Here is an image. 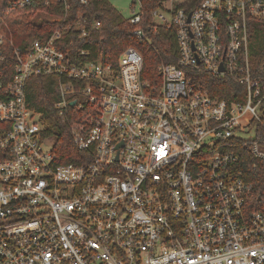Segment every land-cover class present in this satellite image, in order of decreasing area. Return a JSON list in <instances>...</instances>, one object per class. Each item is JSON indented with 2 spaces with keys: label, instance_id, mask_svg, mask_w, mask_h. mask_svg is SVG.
<instances>
[{
  "label": "built area",
  "instance_id": "2783aa9c",
  "mask_svg": "<svg viewBox=\"0 0 264 264\" xmlns=\"http://www.w3.org/2000/svg\"><path fill=\"white\" fill-rule=\"evenodd\" d=\"M59 1L67 16L71 3ZM42 5L51 0L12 3ZM131 8L143 37L140 0ZM67 17L15 47L12 67L0 48V122L12 123L0 134V264H264V194L240 145L264 162V85L251 56L264 0H159L152 24L174 31L177 59L158 66V85L134 47L117 62L90 59L80 42L100 23ZM200 73L242 89L219 97ZM37 76L58 78L76 160L60 161L28 102Z\"/></svg>",
  "mask_w": 264,
  "mask_h": 264
},
{
  "label": "trees",
  "instance_id": "16d2710c",
  "mask_svg": "<svg viewBox=\"0 0 264 264\" xmlns=\"http://www.w3.org/2000/svg\"><path fill=\"white\" fill-rule=\"evenodd\" d=\"M15 1L18 0H0V37L3 38L0 48L6 53V65L8 66L14 65L15 47L26 50L31 39L44 38L60 27L61 23L57 19L53 21L47 19L42 16V12L52 14L57 18L68 16V19H74L80 12H83L91 21H98L100 27L89 38L80 42L81 47L90 50V59L96 60L102 54L105 61L117 62L119 55L127 47H134L143 57L142 76L152 84L158 85L161 82L158 66L163 62H175L177 59L174 31L163 26L155 28L152 24V12L159 5V0H140L143 14L141 25L145 31L143 37L135 34V25L115 8L110 0H90L86 5L80 4L78 0H68L72 9L67 16L64 5L59 0H51L50 6L42 5L37 8H13L12 3ZM263 36L264 26L260 23L255 24V30L251 34L252 64L254 71L256 70L255 75L262 80L264 85V71L259 65L260 60L264 64ZM3 68V65L0 66L1 70ZM199 77L203 84L219 97L235 98V95L230 92L242 89L227 78H216L208 73H200ZM26 93L30 106L44 114V122L49 124V134L55 140L54 149L60 161L76 160L74 155L80 152L72 141L70 125L64 122L62 114L55 106L60 100L58 78L56 76L32 77L27 82ZM11 127L10 122H0V134L9 131ZM257 131L258 139H264L263 129L259 126ZM240 145L243 147L242 156L247 158L242 166L248 168L252 167V163H257V167L247 172V175L256 192L264 194V162L253 157L246 145Z\"/></svg>",
  "mask_w": 264,
  "mask_h": 264
},
{
  "label": "rangeland",
  "instance_id": "374dc122",
  "mask_svg": "<svg viewBox=\"0 0 264 264\" xmlns=\"http://www.w3.org/2000/svg\"><path fill=\"white\" fill-rule=\"evenodd\" d=\"M133 1L134 0H110L112 5L115 8H117L119 11H121L126 17H128L132 11L131 4ZM37 7H33V8H37ZM42 16L43 17L45 16L47 17V19H50L52 21L57 18V16H54L52 14H45L44 12H42Z\"/></svg>",
  "mask_w": 264,
  "mask_h": 264
},
{
  "label": "water",
  "instance_id": "95a60500",
  "mask_svg": "<svg viewBox=\"0 0 264 264\" xmlns=\"http://www.w3.org/2000/svg\"><path fill=\"white\" fill-rule=\"evenodd\" d=\"M72 105H75V102H72Z\"/></svg>",
  "mask_w": 264,
  "mask_h": 264
}]
</instances>
